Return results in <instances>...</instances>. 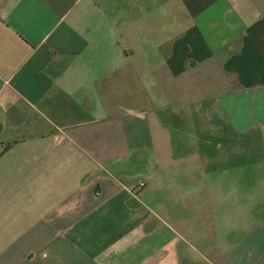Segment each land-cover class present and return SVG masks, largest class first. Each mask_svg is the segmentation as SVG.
I'll return each instance as SVG.
<instances>
[{
	"label": "crops",
	"instance_id": "0c3cea01",
	"mask_svg": "<svg viewBox=\"0 0 264 264\" xmlns=\"http://www.w3.org/2000/svg\"><path fill=\"white\" fill-rule=\"evenodd\" d=\"M261 138L264 0H0V264H264Z\"/></svg>",
	"mask_w": 264,
	"mask_h": 264
},
{
	"label": "rangeland",
	"instance_id": "374dc122",
	"mask_svg": "<svg viewBox=\"0 0 264 264\" xmlns=\"http://www.w3.org/2000/svg\"><path fill=\"white\" fill-rule=\"evenodd\" d=\"M245 142L246 139H242L234 144L230 149L234 150V155L226 154L231 158L226 160L230 168L224 171V181H200L198 187L202 193L225 198L222 210L219 209V216L225 220L229 214L234 215L235 221L237 211L240 212L237 217L243 219L255 201L256 204H264V138L258 139L253 147ZM237 151L240 153L237 154ZM195 162L200 163L199 160ZM238 172L239 181H229L232 177L237 178ZM238 197H241V202L237 201Z\"/></svg>",
	"mask_w": 264,
	"mask_h": 264
},
{
	"label": "built area",
	"instance_id": "2783aa9c",
	"mask_svg": "<svg viewBox=\"0 0 264 264\" xmlns=\"http://www.w3.org/2000/svg\"><path fill=\"white\" fill-rule=\"evenodd\" d=\"M140 185H141V186H144V185H145V183H144L143 181H141V182H140Z\"/></svg>",
	"mask_w": 264,
	"mask_h": 264
}]
</instances>
